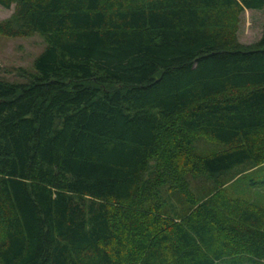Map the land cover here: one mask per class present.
Segmentation results:
<instances>
[{
	"label": "trees",
	"instance_id": "obj_1",
	"mask_svg": "<svg viewBox=\"0 0 264 264\" xmlns=\"http://www.w3.org/2000/svg\"><path fill=\"white\" fill-rule=\"evenodd\" d=\"M0 6L1 35L46 44L27 83L0 81V264H264V206L226 189L264 165V23L238 40L264 0Z\"/></svg>",
	"mask_w": 264,
	"mask_h": 264
},
{
	"label": "rangeland",
	"instance_id": "obj_2",
	"mask_svg": "<svg viewBox=\"0 0 264 264\" xmlns=\"http://www.w3.org/2000/svg\"><path fill=\"white\" fill-rule=\"evenodd\" d=\"M12 7L9 9L0 6V21L7 19L12 13ZM264 23V9L262 10H244L240 15L238 30V40L244 45L256 42L262 32ZM46 44L43 37L38 33L30 36L11 37L0 34V81L9 83H27L32 74L36 73L34 61L44 50ZM224 149L205 138L200 139L194 146V151L200 154L214 152ZM188 188L197 201L205 199V195L213 190L210 180L203 177L194 179L188 177ZM228 193L234 198H240L251 202H256L264 206V165L258 168L248 169L232 183L226 186ZM169 195V193H167ZM170 196L166 207L172 217L189 213L192 204L186 197ZM185 198V199H184Z\"/></svg>",
	"mask_w": 264,
	"mask_h": 264
}]
</instances>
